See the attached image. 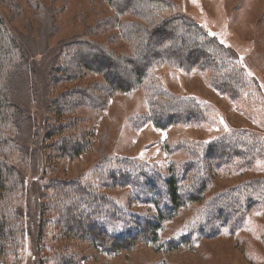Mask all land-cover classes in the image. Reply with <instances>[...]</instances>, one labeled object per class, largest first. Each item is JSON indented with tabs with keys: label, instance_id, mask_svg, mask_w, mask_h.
Segmentation results:
<instances>
[{
	"label": "rangeland",
	"instance_id": "374dc122",
	"mask_svg": "<svg viewBox=\"0 0 264 264\" xmlns=\"http://www.w3.org/2000/svg\"><path fill=\"white\" fill-rule=\"evenodd\" d=\"M124 1L20 0L3 8L7 27L24 36L28 70L14 93L25 108L22 128H9L10 152L0 147L11 178L0 189V264H264V0ZM166 21L178 28L190 22L193 33L233 50L244 77L239 89L222 91L216 68L170 60L152 62L137 80L136 65L155 48L150 29ZM72 42L80 44L77 73L55 82L56 63ZM101 52L105 74L79 72L77 61ZM127 81L131 89L112 90ZM67 94L58 119L51 105ZM168 109L198 118L160 128L152 116ZM54 120L67 128L52 140L46 133ZM67 142L84 150L70 158L58 151ZM140 172L159 183L179 177L178 206L164 183L137 188ZM197 180L205 189L194 201ZM60 182L70 183L71 199ZM77 183L92 189L78 191ZM93 193L99 198L90 208ZM221 207L231 210L226 225ZM91 213L113 232L101 244L86 233Z\"/></svg>",
	"mask_w": 264,
	"mask_h": 264
},
{
	"label": "trees",
	"instance_id": "16d2710c",
	"mask_svg": "<svg viewBox=\"0 0 264 264\" xmlns=\"http://www.w3.org/2000/svg\"><path fill=\"white\" fill-rule=\"evenodd\" d=\"M117 2L124 4V0H109V2ZM20 0H0V147L3 149V151H9L14 147V144L10 146V143L12 140L14 141L13 136L8 133L9 128L11 127H17L22 128L21 125V118L23 119V112H24V105L21 101L16 100V96L14 95L16 89L18 88V83L16 81L18 75H22L23 77L27 74L26 70H28L27 65H23L22 62L25 59L24 55V36L21 35L17 30L12 29L10 30L7 27L6 19H8V13H4L3 8L11 9L16 8L19 6ZM167 23L159 24L155 26L154 28L150 29V33L148 38L151 40L152 44L155 48L152 49L150 52L153 54L152 58L149 56V52H147L146 56L142 57L139 65H136V71H134L137 80L143 75L146 74L148 68L150 67L152 62L155 61H163V60H170V62L176 63L179 66H183L186 69H192L193 67L202 68L205 70H208L210 68H216L215 76L217 78V81L220 82L221 90L222 91H232L234 88L239 89V85L243 84L244 77H241L242 75L239 74L237 68H236V62L235 59H233V56L235 53L233 50L228 49L223 44H221L216 38H214L211 35H208L207 33L201 34V32L193 33L191 28L193 26H190V22H186L185 26L183 28H178L175 25L173 27L168 26L169 21H166ZM153 27V25H152ZM199 27H197L198 29ZM179 40V42H178ZM180 40H183V43L181 44ZM80 45L77 43H70L67 44L66 47H63L62 51H64V56L61 60H64L62 62H57L55 67V75L53 80L55 82L61 81V80H68L75 77L77 71L73 69L74 64L73 60L76 61L77 55L79 54V50L75 51L76 47H79ZM150 45L147 46V50H150ZM99 50L98 48H96ZM95 49V50H96ZM74 52V54L72 53ZM94 52V50H93ZM94 54V53H92ZM66 55V56H65ZM94 57V58H93ZM101 62H104V56H102L101 53H96V56H91L88 61H85L83 63L79 64V61H77L76 65L78 66L79 72L85 71L84 69H89L90 71H98L103 72V65H101ZM129 65L131 63H128ZM132 65V64H131ZM134 65V64H133ZM102 66V68H101ZM23 71V74L21 73ZM70 72H73L70 77H67V74ZM104 74L106 72H103ZM143 75H142V74ZM82 75V74H81ZM64 78V79H62ZM108 79V86L111 88V85L113 84V81L110 77H107ZM135 82V81H134ZM119 84V82H117ZM118 84H115V88L112 90L116 91H127L131 89V82L127 81L125 83H121L119 87H116ZM28 86L26 88L28 92ZM25 90V89H24ZM26 92V91H25ZM67 101H70L69 95L60 96L57 99H54L51 108L54 107V114L58 117H62L64 113L66 112V104ZM171 105L170 102H165L163 107L167 108ZM179 105V104H178ZM153 121L155 124L160 128L168 127L172 124H179L181 121H187V120H194L197 117V115L193 114V112L189 111H181L174 110L173 111H159L157 114L155 113L153 116ZM54 124L49 125L48 129L50 132L46 133V137L53 138L57 137V134L60 133L61 127L64 129L66 126H64L63 121H61V124L59 126L58 123H55V120L53 122ZM20 125V127H19ZM67 128V127H66ZM20 133V131H19ZM12 139H11V137ZM52 139V140H53ZM71 142V141H70ZM75 147H72L73 143H66L64 146L59 148V152L62 151L64 154H67L70 156V158H74L78 156L84 149L81 147L80 143L75 142ZM55 144L54 141L53 144H51L52 147V153L55 152ZM58 144V143H57ZM72 145V146H71ZM213 150L208 154H205L206 159L212 158L211 155H215L216 152H218V148H212ZM57 150V149H56ZM9 163L3 162L0 160V189L6 188L5 183L11 182L10 179H6V174L9 173L8 171ZM10 170V174L13 176V173ZM6 171H8L6 173ZM133 171V170H132ZM135 174V171H133ZM131 170L129 172L130 176ZM147 172H140L136 173L137 182L142 184L141 186H138L137 188H151L153 191H156V187H158L159 184H163L166 186L168 190V195L170 198V202L174 203L175 206H178V202L180 200L179 192H178V179L179 177L171 176L169 178H159L158 181H163L162 183L153 181V177H151ZM132 176V175H131ZM111 179L113 181L112 186H117V179L116 175H111ZM132 181V180H131ZM130 181V182H131ZM7 182V183H8ZM116 183V184H115ZM132 183V182H131ZM61 186H66L68 190L66 191V199H71V189L70 183L66 182H60ZM119 184V183H118ZM140 184V185H141ZM198 184V185H197ZM197 184L195 187H197V191L199 193H196L195 195L191 194L194 201L197 197H200L201 192L205 189L204 183L201 182V180H197ZM20 186V185H18ZM76 189L82 190V189H89L88 187L81 184L78 186V183L76 184ZM60 187V186H59ZM9 188V187H8ZM14 188V184L10 187ZM92 189V188H90ZM89 189V190H90ZM97 189V188H95ZM86 193H90L89 191L85 190ZM144 191V190H142ZM94 192V191H93ZM158 192H156L157 194ZM199 196H198V195ZM78 197L82 198V195H78ZM91 200L88 202L86 206L90 208H94L96 205V199L99 198L96 193H93L90 195ZM189 197H191L189 195ZM85 199V196H84ZM177 208V207H176ZM231 208V206H230ZM217 210H221L222 214H219V216H223L225 214V208L221 207ZM230 211L228 210V214H225V225L229 223L230 221ZM233 213V212H232ZM127 218V217H126ZM61 220V219H60ZM91 222L93 223V226L90 228V230L86 231L88 234H92L93 237L95 236V239L101 243H103V237L108 235V233L111 232L110 228L103 227V224L100 223V220H95L94 216L89 214V220L85 223ZM70 224L69 226H71ZM106 226V225H105ZM100 227V231L97 232L96 235H94V230L96 228ZM71 228V227H70ZM72 228L69 229V232H72ZM79 232H83L82 228L78 229ZM77 231V233H79ZM6 233V225L0 226V235L4 237ZM115 233V232H114ZM1 237V238H2ZM10 237V236H8ZM121 239V238H119ZM116 245V243L114 244ZM70 262H67L69 264Z\"/></svg>",
	"mask_w": 264,
	"mask_h": 264
}]
</instances>
